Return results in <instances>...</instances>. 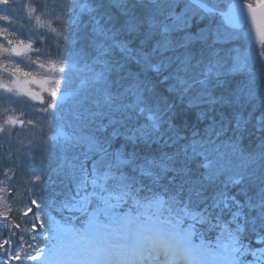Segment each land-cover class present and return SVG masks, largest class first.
Listing matches in <instances>:
<instances>
[{"label": "snow or ice", "instance_id": "6c2138e0", "mask_svg": "<svg viewBox=\"0 0 264 264\" xmlns=\"http://www.w3.org/2000/svg\"><path fill=\"white\" fill-rule=\"evenodd\" d=\"M0 21V145L27 130L38 182L31 229L0 196V264H264V0H0Z\"/></svg>", "mask_w": 264, "mask_h": 264}, {"label": "trees", "instance_id": "16d2710c", "mask_svg": "<svg viewBox=\"0 0 264 264\" xmlns=\"http://www.w3.org/2000/svg\"><path fill=\"white\" fill-rule=\"evenodd\" d=\"M18 2L23 3V4H28L31 2V0H18ZM23 11H19L17 13H14L13 15H23ZM208 24V21H200L198 23H195L193 25L192 31L195 32L197 29L199 28H205V26ZM8 27L9 28V32L13 31V27H15V24L13 25H8L7 22H3L0 21V29H2L3 27ZM53 26H57L54 22ZM28 27L26 26L24 28V32L25 34L28 31ZM16 37L18 38H24L23 36H21L19 33L16 34ZM10 38V37H9ZM0 42H3V37L0 36ZM39 45H34V47H38ZM133 71L136 70L135 66H133ZM67 71V69H66ZM76 83H78V80L76 81ZM47 98V93H45V99ZM33 103H37L38 102H33ZM18 115V113H17ZM25 119H27V117H24ZM35 119V117H33ZM71 117H69L70 119ZM17 128H19V125L17 126ZM190 134V133H189ZM12 137L13 139L11 140V143L8 142L7 139H4L2 142V145H0V178H4L5 179V170L6 169H10L11 171H9V176L11 177V180H9L8 183V193L7 196L9 198L10 201V207L12 209V211H10L9 217L12 219V221H14L15 223H20L21 226H29L30 222L25 223V221H27L29 219V217L24 218V220L22 221L20 219V217L23 216V211L25 208V204L20 203L19 200L22 199V197L18 196V193H22L25 191L26 186L28 181H32L33 183H38L36 181L33 180L32 177V173L30 171V169L28 167L25 166H20L17 167V163L23 165L25 163H27V159L23 156V153L26 152L28 150L29 147H31L29 145V141L32 139V135L25 130L18 138L16 136V132L13 131L12 133ZM253 141H255V137L252 138ZM18 141H23V145L21 143H19ZM245 147L247 148H254L255 147V143L249 144V142L246 140L245 142ZM27 146V147H25ZM17 149H20L21 152V156L19 158V160H17V157L15 155V152ZM11 150V152H10ZM51 152V155H49L48 153ZM11 154L12 155V161L10 162L8 159L4 158L5 155ZM34 156V167L37 169V173L36 174H40L38 169L40 167V163L41 161H43L44 164V174H45V179L47 180V178L50 176L51 177V182L49 183L48 187L49 190L52 191L53 193L55 192H59L61 190V183L60 181L63 179L62 177H58L56 175V173L53 171L56 168V164H57V159H56V153L54 151V149H49L48 152H40V151H36L33 153ZM194 167V165H193ZM15 182L14 186H11L12 183ZM35 192L37 193L36 195L30 196L28 197L29 199H36L39 200L41 198L40 194H39V189H35ZM57 198L58 197H54ZM53 214H58L60 216L59 213L52 211ZM64 215H67L64 213Z\"/></svg>", "mask_w": 264, "mask_h": 264}, {"label": "rangeland", "instance_id": "374dc122", "mask_svg": "<svg viewBox=\"0 0 264 264\" xmlns=\"http://www.w3.org/2000/svg\"><path fill=\"white\" fill-rule=\"evenodd\" d=\"M250 1L253 2V3H258L259 2V0H250ZM10 38H17V37H10ZM252 39H253V43L255 45V48H256V50L258 52L260 50V44L257 41L255 29L252 30ZM247 46H248L247 38L245 36H243V35H234V36H232L229 39L228 43L223 44V45H217V47H221V48L225 49V52H227L228 50H231V49H239L241 52H243L247 48ZM28 70L29 69H27V68L25 69V71H28ZM29 87L39 91V86L38 85H29ZM42 95L45 96V93H42ZM58 97H59V94H58ZM68 107H69V110H70L71 106L69 105ZM4 180H5L4 178H0V181H4ZM0 187H7V190H8V183H7V185L0 184ZM7 190L5 192H0V196H5L7 198V204L10 206V201H9L8 196H7V193H8ZM40 199L37 200L38 203L40 202ZM28 206L32 208V212L28 213V217L31 218L33 216V213H35L37 209H36L35 205H28ZM24 210H26V207L24 208ZM3 211H5V208L3 206V202H0V212H3ZM9 214H10V212H8V219H9ZM65 214H68V213L65 212ZM52 215L56 216L57 219H60V217L57 216L56 214H52ZM2 219H3V217H0V220H2ZM41 220L45 221V223H46V217H44L43 215L41 216ZM35 223L37 224V228H36L35 232H40L41 231V229L39 228V223L40 222L36 221ZM75 224H77V223H75ZM24 227H27V228L31 229L32 223L30 222L29 226H24V225L21 226V229L24 228ZM21 229H15V231L20 232ZM6 231L7 230H5V233H6ZM33 234H35V233H33ZM2 239H3V237H0V242H2ZM11 264H19V262L18 261H13V262H11Z\"/></svg>", "mask_w": 264, "mask_h": 264}, {"label": "water", "instance_id": "95a60500", "mask_svg": "<svg viewBox=\"0 0 264 264\" xmlns=\"http://www.w3.org/2000/svg\"><path fill=\"white\" fill-rule=\"evenodd\" d=\"M246 3H248L247 1H245ZM254 6H256V5H254ZM258 12H259V10H258Z\"/></svg>", "mask_w": 264, "mask_h": 264}]
</instances>
